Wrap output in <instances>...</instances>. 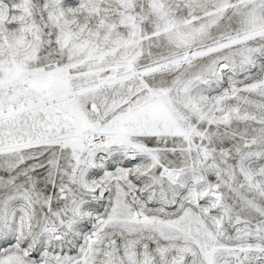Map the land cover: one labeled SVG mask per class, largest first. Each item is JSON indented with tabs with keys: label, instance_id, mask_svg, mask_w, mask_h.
<instances>
[{
	"label": "snow or ice",
	"instance_id": "snow-or-ice-1",
	"mask_svg": "<svg viewBox=\"0 0 264 264\" xmlns=\"http://www.w3.org/2000/svg\"><path fill=\"white\" fill-rule=\"evenodd\" d=\"M0 264H264V0H0Z\"/></svg>",
	"mask_w": 264,
	"mask_h": 264
}]
</instances>
